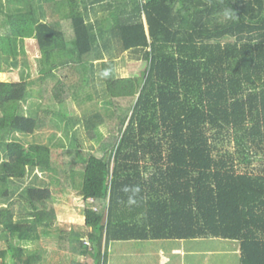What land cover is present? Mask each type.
I'll return each instance as SVG.
<instances>
[{"label":"trees","instance_id":"1","mask_svg":"<svg viewBox=\"0 0 264 264\" xmlns=\"http://www.w3.org/2000/svg\"><path fill=\"white\" fill-rule=\"evenodd\" d=\"M26 38L39 75L0 81V199L32 169L48 180L0 206V259L39 264L13 240L48 233L60 188L93 199L87 234L58 233L61 250L86 257L71 264H106L116 240L198 238L237 242L238 264H264V0H0V72ZM117 46L142 63L130 76H118ZM96 78L106 111L79 119L95 148L18 140L91 98ZM30 96L41 101L25 114Z\"/></svg>","mask_w":264,"mask_h":264},{"label":"rangeland","instance_id":"2","mask_svg":"<svg viewBox=\"0 0 264 264\" xmlns=\"http://www.w3.org/2000/svg\"><path fill=\"white\" fill-rule=\"evenodd\" d=\"M114 54L116 55V71L120 77L130 76L142 64L129 52L122 51L119 46L114 49ZM39 56L40 52L35 39L26 38L24 40V53L21 52L15 60H12V58L4 60V71L0 73V80H30L38 76ZM103 89V84L99 78H96L92 83V87L86 89L87 92L91 93V98L83 94L77 99L68 100L65 104L67 117H52L46 127L32 135L16 133L18 140L25 145L40 143L55 147H68L74 141H78L80 146L85 149L95 148L97 142L88 140L79 119L86 113L106 111L102 99L95 94L100 93L101 95ZM40 101L38 97L30 96L21 104L23 113L30 114V111H33L40 104ZM99 131L101 137L106 135L104 126H100ZM3 158L4 152L0 147V161ZM244 166L241 165V167ZM248 167L257 171L261 165L255 161ZM47 180V173L41 169L35 168L28 171L21 182L14 184L13 188L17 189L16 193L9 200L0 199V206L9 205L11 200H16L20 189L23 187L27 185H44ZM51 192L53 194L51 205L56 217L48 224L46 231L49 234H42L45 236L44 238L33 241L14 239L13 245L22 247L24 257L27 255L37 257V263L39 264H71L73 260L83 263L86 259L85 256H76L58 247V233L67 230L87 234L90 228L84 223L83 209L86 205L93 207L92 202H85L81 192L77 189L53 188ZM84 239H87V236H84ZM88 245L90 248L91 244ZM2 248L6 249L7 243L0 228V249ZM109 248L111 257L108 264H238L239 260L238 243L222 239L198 238L183 240V242L179 240H130V242L116 240L109 244ZM15 262L20 264L17 259H15ZM0 263L15 264L10 260L9 254L5 259H0Z\"/></svg>","mask_w":264,"mask_h":264},{"label":"crops","instance_id":"3","mask_svg":"<svg viewBox=\"0 0 264 264\" xmlns=\"http://www.w3.org/2000/svg\"><path fill=\"white\" fill-rule=\"evenodd\" d=\"M2 72H3V71H2ZM2 72H0V73H2ZM0 81H6V80H0ZM51 189H53V188H51ZM46 234H49V233H46ZM44 235H45V234H44ZM44 235H41L40 238H44V237H45ZM160 240H173V239H158V241H160ZM125 241L130 242V240H125ZM138 241H140V240H138ZM153 241H156V240H153ZM173 241H174V240H173ZM179 241L183 242V240H179ZM108 250H109V254H108V259H107L106 264H108L109 258L111 257V256H110V254H111L110 248H108Z\"/></svg>","mask_w":264,"mask_h":264},{"label":"built area","instance_id":"4","mask_svg":"<svg viewBox=\"0 0 264 264\" xmlns=\"http://www.w3.org/2000/svg\"><path fill=\"white\" fill-rule=\"evenodd\" d=\"M88 201L91 203V202L93 201V199H92V198H89ZM84 242H85L87 245L89 244V241H88L87 239H85Z\"/></svg>","mask_w":264,"mask_h":264}]
</instances>
